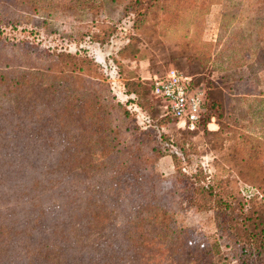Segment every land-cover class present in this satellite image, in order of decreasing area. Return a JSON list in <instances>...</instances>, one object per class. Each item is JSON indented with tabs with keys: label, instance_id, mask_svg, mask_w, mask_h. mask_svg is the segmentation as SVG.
Returning a JSON list of instances; mask_svg holds the SVG:
<instances>
[{
	"label": "rangeland",
	"instance_id": "374dc122",
	"mask_svg": "<svg viewBox=\"0 0 264 264\" xmlns=\"http://www.w3.org/2000/svg\"><path fill=\"white\" fill-rule=\"evenodd\" d=\"M90 3L75 11L51 7L26 14L12 0H0L3 61L24 70L46 59L56 60L65 71L82 65L77 74L84 81L102 82L113 101L128 111L126 121L147 134L146 147L157 150L150 158L151 179L177 224L192 228L214 246L213 264H236L231 236H218L214 213L190 205L186 187L209 183L221 197H236L237 192L251 197L257 193L255 186L264 190V102L251 100H264V0ZM171 67L203 87L204 114L194 131L177 127L162 100L150 93L152 75ZM125 80L137 83L138 92L126 91ZM48 193H38L34 202L45 200ZM256 195L249 205L264 215V198ZM13 207L23 218L29 203L12 192L0 196V218H7ZM237 214L235 208L233 216ZM235 226L238 230L242 224ZM30 259L22 254L19 263L29 264ZM182 259L120 264H187L176 262Z\"/></svg>",
	"mask_w": 264,
	"mask_h": 264
},
{
	"label": "trees",
	"instance_id": "16d2710c",
	"mask_svg": "<svg viewBox=\"0 0 264 264\" xmlns=\"http://www.w3.org/2000/svg\"><path fill=\"white\" fill-rule=\"evenodd\" d=\"M12 1L26 14L51 7L75 11L93 3ZM1 53L0 196L12 192L29 208L23 218L15 207L9 219L0 218V264H20L25 253L29 264L39 259L37 264H120L179 257L177 263L213 264L214 246L192 228L179 226L157 194L150 175V158L157 150L146 147L147 134L126 121L128 111L102 82L84 81L77 74L82 65L65 71L53 59L25 70L12 68ZM123 85L138 92L132 80ZM195 185L186 187L190 205L214 213L218 236L232 237L233 261L264 264V215L249 205L256 194L263 200L264 190L251 186L257 192L251 197L238 192L221 197L209 183ZM46 189L45 200L34 202ZM9 220L13 227L3 222ZM237 223L242 226L235 230ZM83 230L91 231L89 237Z\"/></svg>",
	"mask_w": 264,
	"mask_h": 264
},
{
	"label": "built area",
	"instance_id": "2783aa9c",
	"mask_svg": "<svg viewBox=\"0 0 264 264\" xmlns=\"http://www.w3.org/2000/svg\"><path fill=\"white\" fill-rule=\"evenodd\" d=\"M151 80L150 93L163 101L175 125L186 131L196 130L204 114L203 87L196 85L191 75L172 67L153 75Z\"/></svg>",
	"mask_w": 264,
	"mask_h": 264
},
{
	"label": "crops",
	"instance_id": "0c3cea01",
	"mask_svg": "<svg viewBox=\"0 0 264 264\" xmlns=\"http://www.w3.org/2000/svg\"><path fill=\"white\" fill-rule=\"evenodd\" d=\"M153 75H155V74H153ZM153 75H152V76H153ZM151 78H152V77H151ZM162 102H163V101H162Z\"/></svg>",
	"mask_w": 264,
	"mask_h": 264
}]
</instances>
